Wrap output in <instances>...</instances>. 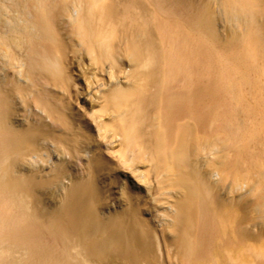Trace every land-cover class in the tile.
I'll list each match as a JSON object with an SVG mask.
<instances>
[{
  "label": "bare ground",
  "instance_id": "bare-ground-1",
  "mask_svg": "<svg viewBox=\"0 0 264 264\" xmlns=\"http://www.w3.org/2000/svg\"><path fill=\"white\" fill-rule=\"evenodd\" d=\"M0 264H264V0H0Z\"/></svg>",
  "mask_w": 264,
  "mask_h": 264
},
{
  "label": "rangeland",
  "instance_id": "rangeland-1",
  "mask_svg": "<svg viewBox=\"0 0 264 264\" xmlns=\"http://www.w3.org/2000/svg\"><path fill=\"white\" fill-rule=\"evenodd\" d=\"M243 115H244V113H242V116H243ZM202 139H206V138L203 136ZM201 154H202V153H201ZM199 155H200V153L196 155V158H197L198 161H200V163H203V158H202L203 155H200V156H199ZM198 157H199V158H198Z\"/></svg>",
  "mask_w": 264,
  "mask_h": 264
}]
</instances>
